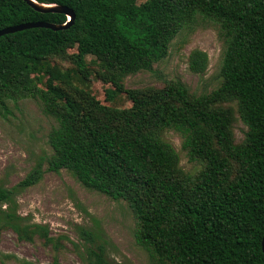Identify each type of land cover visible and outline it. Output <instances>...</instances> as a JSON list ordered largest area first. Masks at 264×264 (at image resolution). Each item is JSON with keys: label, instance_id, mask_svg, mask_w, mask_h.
I'll list each match as a JSON object with an SVG mask.
<instances>
[{"label": "trees", "instance_id": "obj_1", "mask_svg": "<svg viewBox=\"0 0 264 264\" xmlns=\"http://www.w3.org/2000/svg\"><path fill=\"white\" fill-rule=\"evenodd\" d=\"M36 1L66 6L75 20L63 30L38 27L0 37V114L9 113V102H41L56 121L47 170L67 169L84 187L126 201L137 244L162 264H264V0ZM199 18L218 26L224 44L218 89L197 96L180 81L157 90L125 87L126 76L153 72L176 36ZM67 20L26 0H0V30ZM69 49H76L72 60L87 78L86 57H95V75L111 85L110 99L125 94L131 106L103 104L59 68L45 70L44 61ZM208 60L195 50L190 69L203 73ZM226 102L237 104L248 128L241 144L233 141L235 111ZM169 130L182 136L189 159L200 162L196 173L181 169L163 137ZM43 175L38 163L17 186L0 187L1 222L20 240L50 241L45 227L21 224L11 209L17 192ZM87 264H111L103 245L88 250Z\"/></svg>", "mask_w": 264, "mask_h": 264}, {"label": "rangeland", "instance_id": "obj_2", "mask_svg": "<svg viewBox=\"0 0 264 264\" xmlns=\"http://www.w3.org/2000/svg\"><path fill=\"white\" fill-rule=\"evenodd\" d=\"M146 1L137 0V4ZM223 49L218 26L199 18L176 36L167 57L155 64L153 72L126 76L123 83L127 89L157 90L180 81L192 95L211 93L222 83ZM195 50L208 54V66L203 73L190 69V55ZM76 52V49L58 52L43 62L45 70L59 68L74 86L90 91L103 104L117 109L130 107L132 103L125 94L110 99L111 85L95 75L99 68L95 57H86L88 78L79 72L72 60ZM48 77L45 75L43 80L41 77L42 87ZM223 106L234 109L233 141L243 143L248 128L239 117L237 104L226 102ZM8 109V114H0V187L17 186L38 163L43 165L41 181L19 190L11 209L23 218L21 224L45 227L50 241L38 235L31 241L20 240L13 228L2 224L0 219V264H51L54 260L62 264H87L88 250L99 244L103 245L111 264H162L137 244L136 219L126 201L114 200L84 187L67 169L47 170L53 156L48 135L56 121L43 112L41 102L34 99H24L17 104L9 102ZM163 137L178 152L183 171L194 174L201 169L200 162L189 159L179 133L169 130ZM84 230L92 236L86 238Z\"/></svg>", "mask_w": 264, "mask_h": 264}, {"label": "water", "instance_id": "obj_3", "mask_svg": "<svg viewBox=\"0 0 264 264\" xmlns=\"http://www.w3.org/2000/svg\"><path fill=\"white\" fill-rule=\"evenodd\" d=\"M35 10L41 13H55V14H65L68 17V20L65 24H53V23H48V22H31V23H25V24H20L16 26H11L8 28H5L3 30H0V37L7 35V34H12L16 33L18 31H23L26 29H31V28H38V27H44V28H49L52 30H63L69 28L75 20V13L72 9L66 7V6H61V5H47L44 3H39L36 0H26ZM262 250L264 252V237L262 240Z\"/></svg>", "mask_w": 264, "mask_h": 264}]
</instances>
